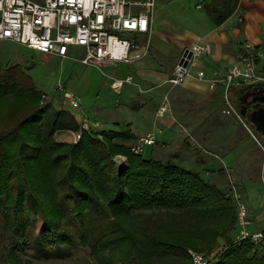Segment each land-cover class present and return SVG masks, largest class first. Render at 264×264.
Returning <instances> with one entry per match:
<instances>
[{
	"label": "trees",
	"instance_id": "obj_1",
	"mask_svg": "<svg viewBox=\"0 0 264 264\" xmlns=\"http://www.w3.org/2000/svg\"><path fill=\"white\" fill-rule=\"evenodd\" d=\"M239 3L210 0L205 7L222 24ZM262 90L232 89L241 109ZM44 93L19 64L0 73V264L64 258L79 243L91 246L99 264H194L189 249L211 254L221 239L212 264H264V246L236 240L237 209L227 189L195 169L134 153L128 128L84 129L67 109L45 133ZM65 129L81 137L59 140L56 133ZM30 196L38 205L35 222ZM93 199L109 215L93 210ZM31 249L34 257H26ZM116 250L119 258L112 257Z\"/></svg>",
	"mask_w": 264,
	"mask_h": 264
},
{
	"label": "crops",
	"instance_id": "obj_2",
	"mask_svg": "<svg viewBox=\"0 0 264 264\" xmlns=\"http://www.w3.org/2000/svg\"><path fill=\"white\" fill-rule=\"evenodd\" d=\"M208 2L210 0H157L151 35L140 37L145 43L132 50V60L116 65H92L101 70L112 94L107 91L101 98L103 91H100L101 96L96 101L82 99L77 107L64 94L58 98V105L49 100L47 113L52 125L59 110L67 109L80 124L88 117L94 131L128 128L135 136L134 143L139 137L155 132L157 143L147 146L144 156L171 160L185 167L189 162L191 169L224 189L230 185V172L251 210L250 230L256 231L264 228L263 148L225 112L224 85L220 83L211 88L210 81L200 78L198 72L205 71L209 76L226 73L240 62L248 42L264 52V0H240L236 10L222 24H217L207 13ZM192 3L194 9L190 7ZM195 43H210L211 53L195 61L191 75L182 84L173 85L170 78L184 49ZM21 45L39 54L54 55ZM76 47L67 57H71ZM21 54L22 49L17 48V58L10 59L7 65L29 61L28 54L25 58ZM257 65L264 73V56L258 57ZM4 68L1 67L0 73ZM129 74L134 75V82L125 83L120 91L115 90L113 80ZM166 96L170 98L171 109L164 117H159L158 109ZM231 123L239 127L240 134L233 132ZM77 132L59 130L56 137L71 142L76 140Z\"/></svg>",
	"mask_w": 264,
	"mask_h": 264
},
{
	"label": "built area",
	"instance_id": "obj_3",
	"mask_svg": "<svg viewBox=\"0 0 264 264\" xmlns=\"http://www.w3.org/2000/svg\"><path fill=\"white\" fill-rule=\"evenodd\" d=\"M156 4L157 0H0V41H15L61 57H67L71 49L78 46L83 49L80 60L86 65L106 66L129 62L132 60V50L145 43L140 37L151 35ZM146 48H149V41ZM186 49L192 52L187 65L181 63ZM245 49L240 62L226 73L209 76L205 71H199L198 76L208 79L211 88H216L220 83L224 85L225 112L262 144L256 126L242 113L232 96V88L236 85L264 86V73L258 70L257 65L258 57L264 56V52L251 42L246 43ZM211 51L210 43H195L186 47L170 82L173 85L182 84L191 75L195 61ZM127 82H134L133 74L115 78L112 86L120 91ZM60 88L73 106H80L79 96L66 90L64 86ZM49 100L47 93H44L41 104L46 105ZM170 109V98L166 96L158 109V116L164 117ZM81 126L91 129L90 119L85 116ZM80 137L81 131H78L75 141ZM156 143V133L149 132L135 141L132 150L141 154L147 146ZM228 174L231 182L227 194L235 202L238 217L239 231L236 240L248 239L256 247H262L264 228L250 230L251 210L239 183L230 172ZM221 249L211 254L190 249V253L194 264H212Z\"/></svg>",
	"mask_w": 264,
	"mask_h": 264
},
{
	"label": "rangeland",
	"instance_id": "obj_4",
	"mask_svg": "<svg viewBox=\"0 0 264 264\" xmlns=\"http://www.w3.org/2000/svg\"><path fill=\"white\" fill-rule=\"evenodd\" d=\"M192 9L195 8L194 3L190 5ZM17 48L22 49L21 56L25 58L26 54L29 56L24 64H21L23 68L33 79V82L38 89L46 92L49 99L52 100L53 104L58 105V98L63 97L64 90L60 87L64 86L66 90L71 91L82 99H89V101H96L101 94L104 98L107 91H110L108 86L105 85V76L97 67L92 65H85L79 59L83 56L82 51L79 47H76L71 54V57L61 58L59 56H46L45 54H39L34 51L28 50L27 47L18 44L11 40L0 41V70L1 67H10L14 64L7 65L11 60L16 57ZM24 54V55H23ZM100 91L102 92L100 94ZM111 92V91H110ZM112 94V92H111ZM94 114V111H92ZM234 121V120H233ZM44 131H49L52 123L48 113L44 118ZM231 127L234 133L240 134L238 126L231 123ZM258 136L261 138L262 144L264 145V136L257 129ZM70 142V141H68ZM73 142V141H71ZM262 144L257 146L262 147V153L264 157V147ZM145 157L148 155L145 154ZM264 159V158H263ZM125 161V157L119 156L118 163L121 164ZM187 168H192L189 162H186ZM263 177H264V161H263ZM190 166V167H188ZM92 209L102 214L109 215V209L107 205L99 200L93 199ZM38 211V205L35 200L30 196V215L35 222L36 214ZM239 231V227L237 228ZM235 235V234H234ZM225 243L224 239L220 240L219 249L221 245ZM193 249V248H192ZM190 252V249H189ZM34 250L31 249L26 257L33 258ZM120 251H115L112 254L113 258L120 257ZM33 264H99V261L91 254V246H85L81 243L78 244V248H73L71 255L64 258H34ZM117 264H135L125 262L120 259Z\"/></svg>",
	"mask_w": 264,
	"mask_h": 264
},
{
	"label": "water",
	"instance_id": "obj_5",
	"mask_svg": "<svg viewBox=\"0 0 264 264\" xmlns=\"http://www.w3.org/2000/svg\"><path fill=\"white\" fill-rule=\"evenodd\" d=\"M191 57H192V52L190 51V49H186L184 56L181 60V63L187 65L188 58ZM253 102H260L264 104V90L259 91L258 93L247 97L246 105H244L241 109L244 115L248 114L250 116V120L252 121V123L264 136V106L260 108H256L253 111H248V105L252 104Z\"/></svg>",
	"mask_w": 264,
	"mask_h": 264
},
{
	"label": "flooded vegetation",
	"instance_id": "obj_6",
	"mask_svg": "<svg viewBox=\"0 0 264 264\" xmlns=\"http://www.w3.org/2000/svg\"><path fill=\"white\" fill-rule=\"evenodd\" d=\"M253 103H255V102H253ZM253 103H252V104H253ZM260 104L264 106V104H262V103H260ZM250 105H251V104H250ZM263 106H261V107H263Z\"/></svg>",
	"mask_w": 264,
	"mask_h": 264
}]
</instances>
